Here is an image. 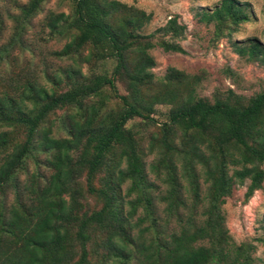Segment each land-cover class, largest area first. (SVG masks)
I'll use <instances>...</instances> for the list:
<instances>
[{"label":"trees","instance_id":"1","mask_svg":"<svg viewBox=\"0 0 264 264\" xmlns=\"http://www.w3.org/2000/svg\"><path fill=\"white\" fill-rule=\"evenodd\" d=\"M43 1L6 14L13 30L0 64L20 47ZM68 1L69 14L49 13L44 23L50 38L67 39L51 54L69 64L41 71L52 86L32 75L0 76V264H255L254 247L228 235L222 205L234 186L247 181V201L264 179V91L244 97L227 89L207 99L195 94L198 75L168 68L154 77L152 48L183 53L178 16L144 35L149 16L140 9ZM247 19L234 0L199 16L228 41ZM230 46L264 67V43ZM107 59L110 73H95ZM117 81L126 95L117 94ZM109 98L116 109L107 107ZM156 105L168 113L144 152L126 124H154ZM86 198L98 207L88 209Z\"/></svg>","mask_w":264,"mask_h":264},{"label":"rangeland","instance_id":"2","mask_svg":"<svg viewBox=\"0 0 264 264\" xmlns=\"http://www.w3.org/2000/svg\"><path fill=\"white\" fill-rule=\"evenodd\" d=\"M116 1L140 9L149 16L148 23L141 29V34H150L174 15L178 16V21L185 25L186 31L178 41L183 53H165L157 47L149 51L154 60V66L151 69L154 77H161L168 68L198 75L200 81L195 87V94L207 99L211 98L213 92H224L227 89L244 97L264 91V67L237 57L230 46V42L244 43L253 39L264 43V0H234L243 7L248 19L236 28L229 41L226 38H215L212 25L199 21L200 12H210L222 0ZM26 2L27 0H0L2 25L0 46L7 43L13 30V22L6 14L18 15V7ZM70 12L71 5L68 0H44L39 10L21 31L20 47L15 45L10 51V58L5 64H0V76L9 75L23 80L32 75L37 77L40 84L50 88L52 85L45 81L41 71L45 68V72L50 74L55 68L69 64L68 60H58L51 54L60 50L67 39L50 38L44 23L49 13L69 14ZM112 66L113 62L107 59L96 62L92 68L97 74H109ZM87 67L85 64L82 65L83 74H87ZM115 88L118 95H126L122 82H115ZM54 89L61 91L63 88L54 87ZM118 106L116 99L109 98L107 102L109 109L114 110ZM168 109L169 107L164 105L154 107L150 115L154 124L145 123L139 118H133L126 124V128L131 130L144 152L147 150L150 136L157 132L156 126L166 120ZM58 116L59 112L52 114L49 121L55 124ZM152 158L153 154L147 155L144 159L146 164ZM261 168L264 170V162ZM246 185L247 181L242 186H234L231 195L225 199L222 205L224 226L235 244L246 242L254 247L255 264H264L262 229L264 226V179L260 189L254 191L252 196L244 201L243 193ZM86 204L88 209L98 207L91 198H86Z\"/></svg>","mask_w":264,"mask_h":264}]
</instances>
